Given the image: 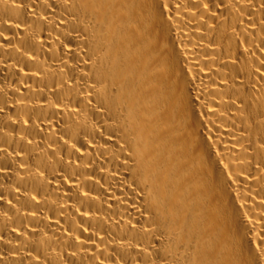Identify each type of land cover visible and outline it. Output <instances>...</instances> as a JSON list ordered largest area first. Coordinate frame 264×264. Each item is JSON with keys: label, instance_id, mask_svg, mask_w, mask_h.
<instances>
[{"label": "bare ground", "instance_id": "bare-ground-1", "mask_svg": "<svg viewBox=\"0 0 264 264\" xmlns=\"http://www.w3.org/2000/svg\"><path fill=\"white\" fill-rule=\"evenodd\" d=\"M0 264H264V0H0Z\"/></svg>", "mask_w": 264, "mask_h": 264}]
</instances>
